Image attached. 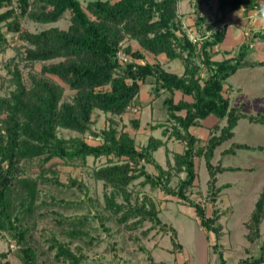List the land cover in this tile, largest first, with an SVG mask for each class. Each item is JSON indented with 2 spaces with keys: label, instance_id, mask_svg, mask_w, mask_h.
Returning a JSON list of instances; mask_svg holds the SVG:
<instances>
[{
  "label": "trees",
  "instance_id": "1",
  "mask_svg": "<svg viewBox=\"0 0 264 264\" xmlns=\"http://www.w3.org/2000/svg\"><path fill=\"white\" fill-rule=\"evenodd\" d=\"M180 1L90 0L83 5L80 0H0V53L10 45L7 33L14 32L23 42L13 47L17 58L30 66L24 75L19 66L22 62L15 63L13 58L6 66L7 75H0V234L15 243L22 264H80L85 259L82 245H72L95 242L97 237L87 227L90 206L97 197L68 202L43 193L42 188L58 191L62 185L59 163L52 159L86 166L89 157L106 159L104 165L92 169L93 178L103 186L102 223L112 221L118 228L132 230L148 222L144 235L153 229L170 231L172 242L182 249L175 227L162 220L153 198L134 189L133 183L139 180L192 206L200 226L206 234H213L212 248L224 263L220 249L223 211L215 203L227 183L218 185V174L237 167L213 159L216 150L232 139L240 119L264 124V113L247 114L241 106L230 105L226 84L240 68L264 66V60L248 58L247 41L238 49L219 46L227 32V15L249 13L258 7L264 13V0H217L213 19L200 12L199 6L206 0H196V38L189 36L180 18ZM63 18L69 21L66 28L54 25L31 31L22 27L24 19L45 24ZM255 36L264 41V31ZM127 41H135L138 47ZM147 54L155 60L149 61ZM162 55L169 62L178 60L182 70L167 69L157 60ZM145 84L151 86L150 99L164 95L162 107L172 124L171 128L163 124L155 128L163 127L164 135L186 144L183 152L173 153V161L167 157L166 166L154 155L166 145L162 138L150 135L139 146L127 126L118 129L111 121L102 129L94 127L98 110L121 116L140 106L138 94ZM66 89L72 92L70 97ZM211 115L225 118L226 123L212 126L203 140L191 130ZM130 124L135 130L140 128L138 118H132ZM60 129L77 134L64 136ZM86 135L97 141L90 142ZM249 146L234 142L221 154H235ZM198 157L204 159L210 174V213L203 202L192 197ZM149 165L155 172L149 171ZM77 185L87 189L84 183ZM48 201L61 204L51 211L56 215L51 229L39 228L50 212L43 209ZM70 207L85 213L68 216L60 212V208ZM263 220L264 184L246 222V238L252 245L262 237ZM7 255L0 252V259H5L2 264H11ZM236 264H264V241L256 255Z\"/></svg>",
  "mask_w": 264,
  "mask_h": 264
},
{
  "label": "rangeland",
  "instance_id": "2",
  "mask_svg": "<svg viewBox=\"0 0 264 264\" xmlns=\"http://www.w3.org/2000/svg\"><path fill=\"white\" fill-rule=\"evenodd\" d=\"M90 0H80L83 5ZM196 0H181L179 5V15L185 27L188 28L189 36L196 38L197 35L193 29L195 22L194 6ZM217 0H206L199 6L201 14L209 19H213L216 12ZM227 32L224 40L220 44L223 49H238L241 43L249 42L250 51L248 58L253 61L264 60V41L256 39L255 34L264 31V13L261 8L243 13L234 11L227 15L225 20ZM69 24L67 18H63L53 23H39L29 19L22 21V27L31 31H38L49 26H59L66 28ZM9 47L4 53H0V75L6 76L7 64L10 59H15V63L22 62L16 55L13 47L23 45L16 38V33L8 32ZM132 43L134 48L138 47L135 41ZM125 42V43H127ZM124 43V44H125ZM149 61L155 58L147 54ZM163 62L167 69L181 71L182 66L178 60L172 62L162 55L157 59ZM25 62L19 63L24 75L30 70V66ZM35 68L40 65L36 63ZM228 97L231 106H241L244 113H264V66H253L240 68L235 74L227 79ZM151 86L143 85L138 94L140 106L132 107L124 115L117 116L101 111L94 114L96 130L107 127L111 121L120 129L127 126L136 136L139 146L144 145L150 135L160 137L166 142L165 146L160 147L155 153L156 159L166 166L167 157L171 160L174 152H183L186 144L184 141L168 137L163 134V127L156 125H168L172 127L171 121L163 109V99H150ZM5 92V90H3ZM67 97L72 92L66 89ZM177 94V99L180 98ZM184 112V111H183ZM138 118L140 128L135 130L130 124V120ZM200 126L192 128L195 134L203 140L209 137L210 129L215 124L224 125L226 119H220L214 115L208 116L200 121ZM154 126V127H153ZM235 134L231 140L221 145L215 153L214 163L220 162L224 165L237 167L234 170L225 171L218 174V185L225 183L226 186L221 190L216 201V206L223 211L220 222L224 226V233L220 239V249L223 253V264H236L240 260L253 257L258 253L260 244L264 241V220L260 229L262 237L254 244H250L246 238V222L254 208L256 199L262 190L264 184V124L251 123L246 118H242L236 125ZM61 135H76V132L60 129ZM90 142H96L92 135H86ZM247 143L249 148L238 149L235 154L222 155L223 149L229 147L232 143ZM169 151V154L167 151ZM59 163L61 183L59 190H52L47 187L42 188L43 193L53 194L57 199L63 198L68 202H77L76 199L92 197L96 201L90 206L89 228L92 237H97L91 246L75 243L72 247L82 245L85 259L80 264H221L218 252H214L212 245L214 242L213 234H206V231L200 226L199 220L195 214V209L182 202L177 197L166 194L161 188H152L150 184H141L139 180L133 183L135 190L140 195H149L156 202L160 211V216L164 222L175 227L177 231L176 241L180 243L182 249H179L172 242L170 231L153 229L147 235L143 234L150 223L145 222L136 229L125 230L118 228L114 222L101 221L104 214L101 213V203H103L102 182L96 181L92 176V169L104 165V157L93 159L87 158V165L83 166L77 161L68 163L59 159L52 161ZM173 161V160H172ZM151 173L155 172L152 166H148ZM196 170L198 177L192 190V197L203 202L206 205L208 213L211 212L213 205L207 201L209 197L208 179L209 171L203 158H196ZM35 175V174H34ZM184 175V174H182ZM77 182L71 183L70 179ZM178 180V176L173 178V184ZM78 183H84L87 189L80 190ZM59 202V201H58ZM48 201V206L43 209H50V212L41 219L39 228L42 226L51 229L52 219L56 217L52 210L59 209V203ZM64 205V204H63ZM60 212L68 216L84 214L85 210L70 207L68 210L60 208ZM100 216V217H99ZM108 228V230L106 229ZM100 239V240H98ZM16 245L8 237H2L0 234V252L8 253L7 259L11 264H22L16 255ZM76 250V249H75ZM5 259H0L2 264Z\"/></svg>",
  "mask_w": 264,
  "mask_h": 264
},
{
  "label": "built area",
  "instance_id": "3",
  "mask_svg": "<svg viewBox=\"0 0 264 264\" xmlns=\"http://www.w3.org/2000/svg\"><path fill=\"white\" fill-rule=\"evenodd\" d=\"M119 56L122 57V58H124V55H123L122 52L119 53Z\"/></svg>",
  "mask_w": 264,
  "mask_h": 264
}]
</instances>
